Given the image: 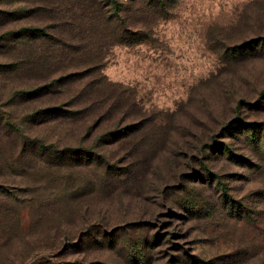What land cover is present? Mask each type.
I'll return each mask as SVG.
<instances>
[{"label": "rangeland", "instance_id": "obj_1", "mask_svg": "<svg viewBox=\"0 0 264 264\" xmlns=\"http://www.w3.org/2000/svg\"><path fill=\"white\" fill-rule=\"evenodd\" d=\"M116 1L0 0V264H264V0Z\"/></svg>", "mask_w": 264, "mask_h": 264}, {"label": "trees", "instance_id": "obj_2", "mask_svg": "<svg viewBox=\"0 0 264 264\" xmlns=\"http://www.w3.org/2000/svg\"><path fill=\"white\" fill-rule=\"evenodd\" d=\"M142 1L144 2V4H146V7L148 8V10L151 11L152 14H159V10H162L165 7V5H167L166 0H142ZM107 6L109 8V12L107 11L106 14L109 13L108 15L109 21L112 22L113 28H115L114 34L120 43L130 45L133 43L144 42L145 40H147L146 36L144 37L143 35L137 32H132L126 29L124 25L123 17H119L118 15L120 12L123 13V11L125 10V8L123 7L121 3L117 2L116 0H108ZM38 33L40 35H38ZM40 36L45 37L46 35L43 34L41 30L24 29V30H19L16 32H9L3 35L2 37H0V42L1 41L5 42L8 40H15L18 42L19 40H26L29 37L32 39H37ZM50 88H52V86H50ZM42 90H47V88L43 87V89L42 88L36 89V90H33L32 92H22L21 95L26 96V98H34V97L40 96L41 94H44V93H40ZM47 111L48 110H46V112ZM50 111L53 112V111H56V109H51ZM119 134L121 135L120 131L109 133V136L113 137L114 140H116ZM38 146H40L39 143L31 142L30 148L33 152L37 153L39 151ZM52 153H53L52 149H48L43 152L39 151V154L42 156H44L45 154H52ZM58 153L61 154L60 152ZM82 155H89V151H84L81 149H73V150L68 149L67 152H64L61 154L62 157L63 156H76L78 157L77 159H81ZM46 158L49 159V157H46ZM0 193L3 194L2 191H0Z\"/></svg>", "mask_w": 264, "mask_h": 264}]
</instances>
